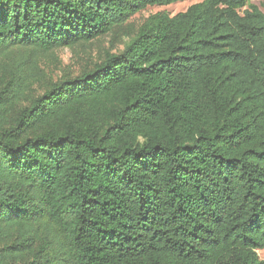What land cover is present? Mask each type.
<instances>
[{"label": "trees", "instance_id": "16d2710c", "mask_svg": "<svg viewBox=\"0 0 264 264\" xmlns=\"http://www.w3.org/2000/svg\"><path fill=\"white\" fill-rule=\"evenodd\" d=\"M177 1L0 0V264H264V3L151 14L12 114L14 51Z\"/></svg>", "mask_w": 264, "mask_h": 264}, {"label": "rangeland", "instance_id": "374dc122", "mask_svg": "<svg viewBox=\"0 0 264 264\" xmlns=\"http://www.w3.org/2000/svg\"><path fill=\"white\" fill-rule=\"evenodd\" d=\"M200 1L202 0H181L166 5L146 6L133 14L122 26L87 43L57 47L47 52L38 50L26 52V49L14 51L12 57L22 62L18 73L26 79L28 88L25 91L26 95L20 100L12 114L26 105L31 97L39 94L51 82L62 77H73L92 68L93 64L101 60L107 52L121 51L125 42L130 39L149 15L162 11L174 15ZM249 3L262 10L264 0H249ZM241 12L242 9L239 10V13ZM9 61H1L0 63V87L12 76V73H8V69L4 67V64ZM4 79L6 82H3ZM257 254L263 258L264 249L257 250Z\"/></svg>", "mask_w": 264, "mask_h": 264}]
</instances>
